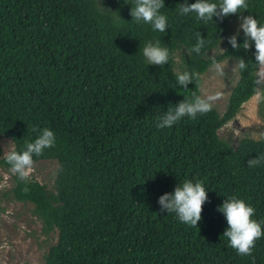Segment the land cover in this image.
Segmentation results:
<instances>
[{
    "label": "trees",
    "instance_id": "obj_1",
    "mask_svg": "<svg viewBox=\"0 0 264 264\" xmlns=\"http://www.w3.org/2000/svg\"><path fill=\"white\" fill-rule=\"evenodd\" d=\"M164 2L166 32L131 20L135 0H0V136L23 152L43 129L55 135L32 157L57 162L51 188L13 173L3 192L33 205L44 234L56 230L43 264H264V235L250 255L238 254L221 236L227 220L218 210L225 198L242 199L264 232V138L233 146L218 134L258 91L264 109L254 44L229 43L236 14L205 22L180 14L185 0ZM246 3L240 14L264 25V0ZM198 37L204 46L192 52ZM244 39L240 30L237 44ZM221 41L223 51L210 55ZM148 42L168 49L165 65L147 64ZM227 58L240 77L222 113L211 104L157 126L180 102L204 99L202 74ZM184 72L193 78L186 88L176 75ZM0 167L11 171L5 155ZM185 181L207 190L197 227L158 203Z\"/></svg>",
    "mask_w": 264,
    "mask_h": 264
},
{
    "label": "clouds",
    "instance_id": "obj_2",
    "mask_svg": "<svg viewBox=\"0 0 264 264\" xmlns=\"http://www.w3.org/2000/svg\"><path fill=\"white\" fill-rule=\"evenodd\" d=\"M165 7L164 0H135L134 6L130 8L131 20L136 23L150 24L155 31H167V18L161 14L160 9ZM248 9L246 0H220L213 3L209 0H196L189 4L187 0L180 4L181 15L193 14L197 20L209 21L216 17L219 20L236 14L239 18L237 34L228 37L233 48L243 47L249 49L253 44L255 47V60L264 65V25H258L257 19L251 14L243 16L240 10ZM242 30L244 42L237 44V35ZM223 38L221 37L220 40ZM204 39L198 37L197 43L191 49L192 52L200 53L204 46ZM143 56L147 64L165 65L169 60L168 49L159 46V42L153 44L148 42L143 48ZM240 67H245V62L240 60ZM219 70V65H217ZM177 82L186 88L192 82V76L187 73H177ZM213 99L209 96L207 100L197 97L194 103L180 102L175 109H169L159 120L158 127L172 126L183 116L195 117L197 113H206L211 109ZM55 135L50 129H43L37 138L28 143L26 150L16 152L14 149L5 153L6 162L11 166V171L18 174L20 179H27L33 171V155H40L44 149L54 146ZM258 161H249L254 165ZM208 199L207 190L200 182L193 183L185 181L182 185L177 184L172 192H165L159 197L158 203L162 210L167 213H174L181 223L197 227L201 221L202 206ZM218 210L224 214L227 220V227L221 234L226 237L229 246L234 248L240 255H250L255 246L256 240L260 239L262 232L261 224L252 219L255 209L244 200L237 197L225 198L218 206Z\"/></svg>",
    "mask_w": 264,
    "mask_h": 264
},
{
    "label": "rangeland",
    "instance_id": "obj_3",
    "mask_svg": "<svg viewBox=\"0 0 264 264\" xmlns=\"http://www.w3.org/2000/svg\"><path fill=\"white\" fill-rule=\"evenodd\" d=\"M239 18L228 22L227 33H237ZM224 49V41L214 48L210 55ZM180 53H177V61ZM219 65V70L217 69ZM258 73L264 83V65L259 66ZM237 63L233 58L224 59L212 65L202 74L201 96L222 113L229 96L239 81ZM262 92L258 91L248 101L244 102L237 114L219 130V136L236 146L241 137L255 139L264 138V116L260 100ZM9 138L0 136V156L12 149ZM55 160H39L33 162V177L48 188H51L56 173ZM13 172L0 167V264H43L50 245L57 238L56 230L44 234L41 221L32 213L33 205L3 197V192L12 184Z\"/></svg>",
    "mask_w": 264,
    "mask_h": 264
}]
</instances>
